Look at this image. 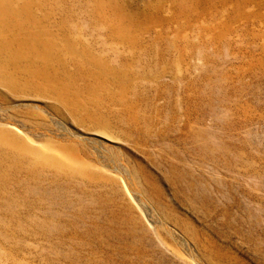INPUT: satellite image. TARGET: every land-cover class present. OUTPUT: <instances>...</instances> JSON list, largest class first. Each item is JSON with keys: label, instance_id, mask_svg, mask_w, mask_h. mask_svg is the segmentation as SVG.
Listing matches in <instances>:
<instances>
[{"label": "rangeland", "instance_id": "374dc122", "mask_svg": "<svg viewBox=\"0 0 264 264\" xmlns=\"http://www.w3.org/2000/svg\"><path fill=\"white\" fill-rule=\"evenodd\" d=\"M3 46L0 264H264V0H0Z\"/></svg>", "mask_w": 264, "mask_h": 264}, {"label": "bare ground", "instance_id": "6f19581e", "mask_svg": "<svg viewBox=\"0 0 264 264\" xmlns=\"http://www.w3.org/2000/svg\"><path fill=\"white\" fill-rule=\"evenodd\" d=\"M5 47L6 46L0 47L1 55H5V53H3V49ZM12 47L8 48L9 53L7 54H8V57L14 61L15 65H22L24 64V62L30 63L31 66L34 68L33 71L36 76L42 79L47 77V64H50V61L47 57H49L50 54L45 55L44 53H39V55L41 56L35 57L31 55L23 46H21L20 48H17V47L12 48ZM0 145H2L4 149L6 150L5 155L7 156V158L17 159L16 158L17 156L25 157L22 154L23 150L18 148V145L12 142L7 137L4 139L0 138Z\"/></svg>", "mask_w": 264, "mask_h": 264}]
</instances>
